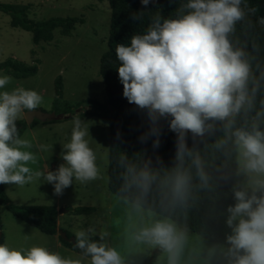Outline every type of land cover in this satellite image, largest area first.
I'll return each mask as SVG.
<instances>
[{
  "label": "clouds",
  "instance_id": "1",
  "mask_svg": "<svg viewBox=\"0 0 264 264\" xmlns=\"http://www.w3.org/2000/svg\"><path fill=\"white\" fill-rule=\"evenodd\" d=\"M140 2L146 8L154 0ZM257 12L248 0H180L172 15L149 13L142 33L115 46L123 96L147 116L149 129L139 141L154 138L152 148L158 149L162 120L176 137L170 167L158 155L138 161L118 156L115 200L125 207L123 250L107 242L109 231L89 226L74 232L73 254L4 242L0 264H127L132 252H155V264H264V60L255 32L264 30V17L254 19ZM143 17L139 12L132 18ZM12 82L10 75H0V185L42 180L62 195L74 181L101 179L89 124L79 114L62 145L64 163L55 171L30 166L38 164V155L33 143L21 138L17 121L37 110L43 97L23 86L8 90ZM217 132L209 144L206 137ZM222 183L231 184L234 201L221 213L229 231L211 242L196 234L193 244L186 221L198 200L194 193H216Z\"/></svg>",
  "mask_w": 264,
  "mask_h": 264
},
{
  "label": "rangeland",
  "instance_id": "2",
  "mask_svg": "<svg viewBox=\"0 0 264 264\" xmlns=\"http://www.w3.org/2000/svg\"><path fill=\"white\" fill-rule=\"evenodd\" d=\"M0 4L28 6V17L34 21L54 17L83 19V23L76 25L69 35H63L57 29L52 42L36 45L32 32L12 27L11 17L0 11V63L14 59L38 67L37 75L25 79H17L0 70V75L13 77L8 90L15 86L35 90L43 97V103L37 110L67 116L66 120L56 121L53 128L43 129V124H36V141L28 135L26 137L33 143L32 151L37 153L39 159L37 165L30 166L34 170H43L47 165L48 170L55 171L64 163L61 158L62 145L70 139L73 117L91 111V100L106 103L100 62L108 50L111 8L108 0H0ZM59 76L63 79L64 89L63 96L57 99L55 86ZM54 107H57V111H54ZM20 120H25V117ZM84 121L89 124L90 146L97 154L102 178L85 185L74 181L72 186L64 189L62 195L54 193L52 184L38 180L24 187L16 186L18 189L12 196L22 205L55 206L59 230L72 236L75 231L89 226L95 228L97 233L107 230L110 233L107 242L123 250L125 207L118 204L115 195L108 190L109 121L100 117H87ZM41 144L48 145V149L40 152L38 146ZM76 207H94L95 211L87 215H74L69 208ZM65 209L68 211L61 213ZM0 218L3 235L16 227L14 222L21 223L5 208L0 209ZM195 235L192 234L193 244ZM156 256L155 252H132L127 257V264H143L146 260H152V264H155Z\"/></svg>",
  "mask_w": 264,
  "mask_h": 264
},
{
  "label": "trees",
  "instance_id": "3",
  "mask_svg": "<svg viewBox=\"0 0 264 264\" xmlns=\"http://www.w3.org/2000/svg\"><path fill=\"white\" fill-rule=\"evenodd\" d=\"M102 1V0H99ZM111 8V27L108 38V50L102 56L100 62V74L104 80L106 91V103L95 100L89 101L91 111L81 113L80 118L100 117L109 121L110 144H109V165H108V190L115 195L120 187L118 176L121 169L117 166V159L120 154L128 155L129 159L137 161L141 155L147 157L160 156L164 165L170 167L175 154V133L169 130L168 122L161 121L162 134L160 136V147L155 151L152 148L150 138L147 143H141L139 137L148 131L149 124L146 113L138 109L134 104H130L123 96V85L119 81L117 68L119 61L115 56V46L117 44H130V39L134 34L142 33L149 23V13L159 10L165 18L172 15L178 7L180 0H154L146 8L142 6L140 0H108ZM250 6L258 8L256 17H264V0H248ZM0 11L11 17V26L30 31L33 34V42L37 45L41 42H52L54 32L59 29L63 35H69L78 24L83 23L79 17H54L44 21H34L28 17L29 7L25 5L0 4ZM144 12L142 19L134 20L133 14ZM258 40L261 44L260 59L264 60V30L259 27L255 29ZM247 36H241V40H247ZM0 70L14 76L17 79H25L37 75L38 67L29 66L14 59H8L0 63ZM56 97L63 96V79L59 76L56 79ZM54 107V111H57ZM35 121L34 123H37ZM52 121L49 123H55ZM29 125L25 120L17 122L20 136ZM119 133V139L117 134ZM219 132L215 136L206 137L209 144L213 143ZM188 144L191 147L192 141L189 136ZM198 147H203L202 144ZM146 150V152H145ZM209 158H212L209 152ZM216 163H220L219 160ZM231 184H221L216 193L199 191L194 194L198 200L188 211L186 221L191 234H204L208 240H223L224 235L229 231L224 224V217L221 213L234 201L230 192ZM218 196V198H216ZM6 209L16 218L26 222L32 227L39 229L47 235H56L59 230L57 223V209L55 206H28L15 205L10 202L3 185H0V209ZM74 215L91 214L95 211L94 207L69 208ZM181 220L183 218L181 217ZM0 243H4L2 233V221L0 218ZM69 237L72 234L67 233ZM62 243L73 251V244L63 240ZM98 240V237H94ZM143 264H152V260H146Z\"/></svg>",
  "mask_w": 264,
  "mask_h": 264
},
{
  "label": "crops",
  "instance_id": "4",
  "mask_svg": "<svg viewBox=\"0 0 264 264\" xmlns=\"http://www.w3.org/2000/svg\"><path fill=\"white\" fill-rule=\"evenodd\" d=\"M38 123L43 124L42 125L43 129L53 128L52 126H55V124H56V123L39 122L38 121L37 123H33V124L29 125L26 128V130H24V132L22 133L21 138H26L28 135L31 139H33V141H36V139H35L36 137L34 134V126H36V124H38ZM3 186H4V189L7 193V195H8L10 202L13 204H16V205H22L20 202H17L14 199V197L12 196V193L17 191L18 188L15 185H3ZM1 208L6 209L5 206H3ZM14 218H16V217H14ZM16 219L19 220V222H21V223L14 222L16 227L13 229L10 228L8 230L9 231L8 234L4 235L5 242L11 244L12 246L19 247L21 245H24L25 243H27V244H44V245H47L48 247H50L52 250L60 251L64 255L73 254L75 252V251L71 250L70 248L66 247L62 243L59 233H57L56 235H47V234L42 233L39 229L30 226L26 222H24L18 218H16ZM57 223H58V215H57ZM58 226H59V223H58ZM2 231H3V225H2ZM24 235L29 236V239L27 242H25V240H24ZM45 237H47L49 239H47ZM65 249H68V251L66 252Z\"/></svg>",
  "mask_w": 264,
  "mask_h": 264
},
{
  "label": "water",
  "instance_id": "5",
  "mask_svg": "<svg viewBox=\"0 0 264 264\" xmlns=\"http://www.w3.org/2000/svg\"><path fill=\"white\" fill-rule=\"evenodd\" d=\"M66 119H67V116L64 115L63 113L58 114L57 112H44L42 110H35L32 112H27L25 116V120L28 125L33 124L35 121L52 122V121H62ZM67 211L68 210L65 209V210H62L61 213L67 212ZM58 233L63 240L69 243H72L74 245L75 243L74 236L69 237L68 234L62 230H59ZM0 237H1V232H0Z\"/></svg>",
  "mask_w": 264,
  "mask_h": 264
}]
</instances>
